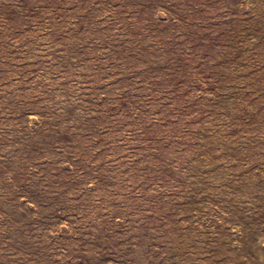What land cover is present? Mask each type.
I'll return each instance as SVG.
<instances>
[{"label":"rangeland","instance_id":"obj_1","mask_svg":"<svg viewBox=\"0 0 264 264\" xmlns=\"http://www.w3.org/2000/svg\"><path fill=\"white\" fill-rule=\"evenodd\" d=\"M0 264H264V0H0Z\"/></svg>","mask_w":264,"mask_h":264}]
</instances>
